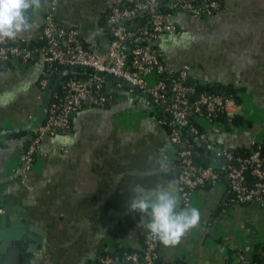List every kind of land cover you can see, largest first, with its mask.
Instances as JSON below:
<instances>
[{"label":"crops","instance_id":"obj_1","mask_svg":"<svg viewBox=\"0 0 264 264\" xmlns=\"http://www.w3.org/2000/svg\"><path fill=\"white\" fill-rule=\"evenodd\" d=\"M47 10L48 0H42L29 21L32 28L22 36H37ZM107 13L108 0H59L56 18L77 28L84 45L104 51ZM171 20L183 30L159 35L156 48L165 65L187 63L191 81L230 84L245 103L249 125L208 124L209 138L225 148L249 146L264 130V0H225L211 16L176 12ZM42 69L39 57L25 69L14 59L0 67V223L17 212L34 228L40 241L31 240L35 251L26 264H89L106 252L140 250L148 233L140 223L148 218L129 211L133 189L176 186V152L154 118L156 105L126 83L114 89L108 80L115 100L104 107L84 104L71 115L68 131L43 138L23 175V154L33 135L28 124L46 96L39 87ZM9 131L21 133L7 136ZM190 207L199 210L198 226L177 246L158 244L160 260L244 264L264 240V207L228 204L224 184L201 187ZM183 208L180 204L177 211ZM229 249L240 257L229 258Z\"/></svg>","mask_w":264,"mask_h":264},{"label":"built area","instance_id":"obj_2","mask_svg":"<svg viewBox=\"0 0 264 264\" xmlns=\"http://www.w3.org/2000/svg\"><path fill=\"white\" fill-rule=\"evenodd\" d=\"M224 1L108 0V43L104 51H96L82 43L77 28L63 26L57 20L59 0H48L44 23L34 37L42 43L30 48L24 36L0 42V64L17 59L20 68L25 69L35 57L42 58L41 90L50 81L49 72L58 69H78L85 77L76 74L57 82L61 94L55 89L52 92L54 100L50 99L46 116L34 130L23 154L22 174L29 172L37 159L35 154L39 153L43 138L57 131H68L71 115L84 104L104 107L115 100V90L108 89L109 79L104 77L108 73L128 82L131 90L147 94L156 105L154 118L166 126L169 141L175 148L176 187L183 207L191 206L193 194L201 187L222 184L228 191V204L252 203L264 207V155L260 151L264 130L251 143H256L258 148L245 156H234L230 149L211 140L205 127L210 124L233 129L230 120L245 114L243 101L208 92L191 98L193 89L186 83L191 66L184 63L178 68L167 67L156 48L160 34L182 32L183 28L171 20L174 13L211 16L222 8ZM142 14L145 22L136 24ZM122 83L114 81V89ZM219 113L227 119V124L216 119ZM195 142L203 147L202 152L195 148ZM199 157L210 160L207 164L200 163ZM221 157L226 159L224 164L219 161ZM147 236L148 233L139 251L106 252L92 264H182L177 260L161 261L158 243H150Z\"/></svg>","mask_w":264,"mask_h":264},{"label":"clouds","instance_id":"obj_3","mask_svg":"<svg viewBox=\"0 0 264 264\" xmlns=\"http://www.w3.org/2000/svg\"><path fill=\"white\" fill-rule=\"evenodd\" d=\"M41 7L42 0H0V42L15 40L32 28L29 21ZM170 39L176 43L175 38ZM161 48L166 51V43H162ZM133 191L135 196L130 201L129 211L139 212L142 217L148 218L147 223L142 219L140 224L143 223L148 232L150 243L177 246L191 229L198 226L200 213L196 207H184L177 211L181 196L174 182H169L167 186L157 184L148 190L136 186Z\"/></svg>","mask_w":264,"mask_h":264},{"label":"water","instance_id":"obj_4","mask_svg":"<svg viewBox=\"0 0 264 264\" xmlns=\"http://www.w3.org/2000/svg\"><path fill=\"white\" fill-rule=\"evenodd\" d=\"M14 60L17 61V59ZM7 65V62H3L2 64H0V67L6 69ZM67 73L73 74L75 73V71L71 69L65 70L60 76L56 78L55 81H48L46 86L44 87V91L46 92L44 102L38 109L35 117H33L28 124V127L33 132L36 127L43 122L46 116L47 107L51 99V94L55 89V85L62 78V76ZM104 77L109 80L124 82L128 86H131L128 82H125L124 80L119 79L112 74L105 73ZM138 92L141 94V96L149 98L147 94L140 91ZM219 161L221 164H224L226 159L221 157ZM4 219L1 221L2 223H0V264H26L27 258H29L30 255L35 251L34 247L36 244L32 243L31 240L35 239L36 243H38L40 241V238L36 237L33 234L35 230L32 226L23 222V214L15 212L8 218L4 217ZM120 264L131 263L123 262Z\"/></svg>","mask_w":264,"mask_h":264},{"label":"trees","instance_id":"obj_5","mask_svg":"<svg viewBox=\"0 0 264 264\" xmlns=\"http://www.w3.org/2000/svg\"><path fill=\"white\" fill-rule=\"evenodd\" d=\"M224 2L222 3V6L224 5ZM144 22H145V15L144 14H142V15L137 17L136 24H142ZM41 43H42V41L33 38V39L28 41V46L30 48H34L36 46H39ZM36 60H38V56L35 57L33 62L36 61ZM64 71L65 70L62 71V69L61 70L58 69V70H55L54 72H49L50 80L52 82L55 81L56 78L58 76H60ZM74 71H75V73H73V74L72 73L64 74L62 76V79H67L69 77H74L76 74H81L80 76L85 77V75L80 73V71L78 69L74 70ZM41 77H42V75L40 76V78ZM186 83L189 86H191L192 89H193V92L191 93V98L197 96L201 92H208V93H220V94H224V95H229V96L234 97L238 102H241V96L238 93L239 90H237L234 86H232L230 84H227V85H223V84H219L218 85L217 84L216 85V84H211V83H200V82H197V81L193 82V81L190 80L189 77H188ZM55 92H57L58 94H61L60 86L58 84L55 86ZM52 100H54V95L53 94H52V97H51V101ZM158 115H159V117L162 116V114L160 112H158ZM216 119L219 120L220 122L224 123V124H227V119H225V117L222 114H220V113L217 115ZM230 121L232 122L233 125H236V126L240 125V124L243 125V123H247L249 125V123H250V120L246 119L245 116H237V117L233 118ZM226 127L228 128V126H226ZM165 128H166V126H165ZM19 133H21V131H19L17 133L13 132V131H9L7 133V136H9V135H17ZM33 134H34V132H33ZM29 142H30V140L27 141L26 146H25V150L27 149V146H28ZM194 146H195V148L198 151H200V152L203 151V147L198 145L196 142L194 143ZM256 148H258L256 143H253V144H250L249 146H241V147H234V148H227V149H230L234 156H245L248 153H250L252 150H255ZM25 150H24V152H25ZM260 151H261L262 155H264V132H263V135H262V142L260 144ZM35 155H37V154H35ZM197 160L200 163L207 164L210 159L206 158V157L205 158L199 157V158H197ZM145 238H146V235H145V237L143 239V244H144ZM143 244H142V246H143ZM122 251L123 250H118L116 252L118 254H120ZM127 251H132V250H127ZM240 255L241 254L239 252L233 251V249L232 250L231 249L228 250V257L229 258H231V257L233 258L234 256L240 257ZM262 262H264V240L255 244V246H254V248H253V250H252V252L250 254V257L244 262V264H254V263H262ZM89 264H92V261Z\"/></svg>","mask_w":264,"mask_h":264},{"label":"rangeland","instance_id":"obj_6","mask_svg":"<svg viewBox=\"0 0 264 264\" xmlns=\"http://www.w3.org/2000/svg\"><path fill=\"white\" fill-rule=\"evenodd\" d=\"M243 104H245V103L243 102ZM246 119H248V118L246 117Z\"/></svg>","mask_w":264,"mask_h":264}]
</instances>
